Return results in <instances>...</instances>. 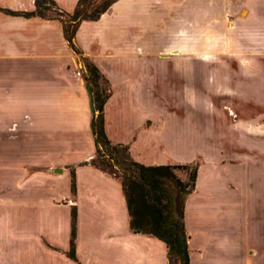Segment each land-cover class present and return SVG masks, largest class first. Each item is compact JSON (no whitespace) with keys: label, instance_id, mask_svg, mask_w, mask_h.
Returning a JSON list of instances; mask_svg holds the SVG:
<instances>
[{"label":"crops","instance_id":"0c3cea01","mask_svg":"<svg viewBox=\"0 0 264 264\" xmlns=\"http://www.w3.org/2000/svg\"><path fill=\"white\" fill-rule=\"evenodd\" d=\"M52 2L71 13L77 0ZM246 7L252 12L245 20L263 25L257 10H264V0H250ZM150 8L145 0H118L97 20L81 21L73 43L112 88L103 109L108 141L126 145L130 158L142 165H173L168 164V141L180 140L172 133L168 139L159 113L165 101L158 98L153 78L168 62L140 47L141 36H157ZM185 8L191 19H200L206 6L188 0ZM33 10L34 0H0V137L5 136L0 140V264H167L161 241L129 228L119 180L90 165L91 111L76 55L58 20L14 14ZM207 18L191 23L216 22ZM258 69L245 72L249 78L264 73ZM19 126L22 134L36 131L43 138L38 160L29 161L27 153L14 159L12 139ZM240 132L253 135L251 126ZM210 157L198 163L194 189L184 201L189 264H264V237L244 238L243 249L238 248L237 217L244 221L250 211H237L236 197L221 201V164ZM72 208L76 262L65 255Z\"/></svg>","mask_w":264,"mask_h":264},{"label":"rangeland","instance_id":"374dc122","mask_svg":"<svg viewBox=\"0 0 264 264\" xmlns=\"http://www.w3.org/2000/svg\"><path fill=\"white\" fill-rule=\"evenodd\" d=\"M145 1L150 3L149 14L154 18L157 36H141L140 47L157 51V59L164 57L168 62V66H158L163 70L153 72V78L158 83V98L165 101L159 113L163 127H168V139L172 133L180 140L177 144L168 141V164L192 160L197 165L206 164L210 156L221 164L217 173L221 201L236 197L237 211H250L244 221L237 217L241 230L237 242L242 250L244 238L264 237V103L260 100L261 93L264 98V73L254 72L249 78L250 73L245 72L251 66L264 68V24L245 20L252 12L246 7L250 0H201L206 8L200 16L205 19L186 15L188 0ZM257 11L264 16V10ZM55 12L51 8L47 15ZM212 16L215 23H191L207 21ZM75 49L76 67L82 77L83 59L91 61ZM248 78L253 81L252 88ZM107 86L111 95L112 88ZM250 126L253 135L240 132ZM21 128L17 139H12L13 157L20 159L27 153L29 161H36L42 157L37 147L43 144V138L36 131L26 136ZM174 172L180 180H186L185 171ZM195 224L191 220V229ZM193 239H197L196 235Z\"/></svg>","mask_w":264,"mask_h":264},{"label":"trees","instance_id":"16d2710c","mask_svg":"<svg viewBox=\"0 0 264 264\" xmlns=\"http://www.w3.org/2000/svg\"><path fill=\"white\" fill-rule=\"evenodd\" d=\"M116 1L118 0H77L73 11L68 14L59 10L52 0H34L33 11L13 13L23 17L36 16L58 20L61 23L64 40L70 49L77 53L73 38L78 24L84 20H97ZM51 8L56 12L48 16L47 12ZM83 61L85 74L82 80L89 98L90 127L94 144V156L89 160L90 165L119 180L131 231L161 241L166 248L167 264H189L183 207L185 198L194 189L197 164L191 162L145 166L130 158L126 145L111 144L104 133L103 109L110 96L107 82L94 64L86 59ZM174 170L185 171L186 180H180ZM73 188L71 175V192ZM74 221L75 214L72 208L69 246L65 255L76 262Z\"/></svg>","mask_w":264,"mask_h":264}]
</instances>
